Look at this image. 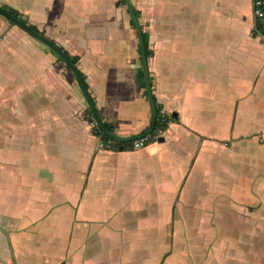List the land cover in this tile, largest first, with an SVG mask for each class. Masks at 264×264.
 <instances>
[{"label": "crops", "instance_id": "crops-1", "mask_svg": "<svg viewBox=\"0 0 264 264\" xmlns=\"http://www.w3.org/2000/svg\"><path fill=\"white\" fill-rule=\"evenodd\" d=\"M131 2L156 106L168 118L138 148L103 145L61 55L0 13V264H264V222L253 217L230 242L214 232L222 199H191L185 189L209 149L239 178L264 168V124H246L264 123V17L254 0ZM0 4L77 57L112 131L149 127L126 0ZM263 203L236 206L257 215Z\"/></svg>", "mask_w": 264, "mask_h": 264}, {"label": "rangeland", "instance_id": "rangeland-1", "mask_svg": "<svg viewBox=\"0 0 264 264\" xmlns=\"http://www.w3.org/2000/svg\"><path fill=\"white\" fill-rule=\"evenodd\" d=\"M31 38H33L37 42H41V44L46 47L49 46L38 38H35L33 36H31ZM50 50L52 51L53 49ZM89 114L91 115L90 111ZM246 124L249 127H255L263 126L264 123L254 121V123L249 124V122H246ZM247 140L252 141L254 140V138H249ZM257 150L264 151V143ZM211 151L212 150L209 149L206 152V158L204 160L203 165L199 164L196 161L192 166L189 176L186 179L185 177L183 178L185 179V189L188 190L189 194L191 195V199L198 198L204 201H214V199H222L220 202H216L214 204L216 210V212L214 213V232H219L220 235L224 234L225 236L223 235V237H226L228 241L234 243L237 237L236 232L238 228L250 223L253 217H258L257 219L260 220L259 222H264V220H261V218H264V210H262L264 209V203L263 206L258 208V210L256 211L257 215H254L255 212L251 214L249 210L243 212V210L239 209L240 207L236 206L237 204L239 205V203L241 202L251 204L252 202L258 199L264 200V186H261V183L264 181V168L263 170H251L250 176L239 178V172H237L235 168L234 170L236 171H232L229 169L227 171L223 170V168L219 166L218 162V158L221 154H212ZM177 155L181 156V154L179 153ZM210 173H213L212 175H214L216 178H219L222 183L220 185H218L217 181L212 183V180H210ZM246 178H248V180ZM182 181L183 180H181L180 182ZM258 182H260V184ZM253 184L255 186L254 188L256 190V194L251 193V187ZM148 187L149 189H154V187H151L150 185ZM187 198L189 199V197ZM233 200L235 201L233 202ZM236 201H239V203H236ZM222 203L224 207L220 210ZM210 206L212 205L210 204ZM259 213H261V216L259 215ZM245 238L248 239V236H245ZM261 240L262 242L264 241V234L261 235L259 241Z\"/></svg>", "mask_w": 264, "mask_h": 264}, {"label": "water", "instance_id": "water-1", "mask_svg": "<svg viewBox=\"0 0 264 264\" xmlns=\"http://www.w3.org/2000/svg\"><path fill=\"white\" fill-rule=\"evenodd\" d=\"M126 2L128 4L129 10L131 12L133 21H134V23L136 25V30H137V34H138V38H139V42H140V50H141L143 68H144L146 90H147V93H148V96H149L151 109H152V114H151L149 127L146 130H144V131H141V132H138V133H132V134H129V135L118 134V133L110 130L105 125L104 120L102 119L101 114L99 112V109L97 107V104H96L92 94L90 93L88 87L86 86V83L83 80L81 74L79 73V70H78L77 66L70 59V57L59 47V45L57 43L53 42L46 35L42 34L41 32H39V31H37V30H35L33 28H31L26 22L22 21L20 18H18L15 15H13L10 11L5 9L0 4V13L4 14L8 19L13 21L15 24L19 25L20 27H22L23 29L28 31L31 35L37 37L38 39H40L41 41H43L44 43L49 45L51 48H53L55 51H57L62 56V58L64 59L66 64L71 68V70L75 74V77H76V79H77V81H78V83H79V85L81 87V90H82L84 96L86 97L88 104L90 105V107L93 110L94 118L98 121L99 127L102 129V131L105 134L111 136L112 138H114L117 141L133 140L135 138H139L141 136H144V135L152 132L153 129H154V124H155V120H156V116H157V106H156V101H155V98H154V95H153V91H152V86H151L150 71H149L147 54H146V50H145V41H144L143 29H142V26L140 24L139 18L137 16V13H136V11H135V9L133 7V4H132L131 0H126Z\"/></svg>", "mask_w": 264, "mask_h": 264}, {"label": "trees", "instance_id": "trees-1", "mask_svg": "<svg viewBox=\"0 0 264 264\" xmlns=\"http://www.w3.org/2000/svg\"><path fill=\"white\" fill-rule=\"evenodd\" d=\"M3 7L5 8V9H7L8 11H10L13 15H15L16 17H18V18H20L22 21H24V22H26L27 23V21L23 18V17H21L20 15H19V12L18 11H16L14 8H12V7H10V6H7V5H3ZM31 28H33V29H35V30H37V31H39V32H41L42 34H44V32H42V31H40V30H38V28L37 27H35L34 25H32V24H28ZM260 25V24H259ZM52 40V39H51ZM53 42H55L56 43V41H54V40H52ZM59 47L70 57V59L74 62V64L76 65V61H77V57L75 56V55H71L70 53H69V51L67 50V49H65L63 46H61V45H59ZM145 50H146V54L148 55L149 54V48H148V45L147 44H145ZM62 60H64L63 58H62V56L60 57ZM78 68V67H77ZM78 70H79V73L81 74V76H82V78H83V80L85 81V83H86V86L88 87V84H87V82H86V80H85V77H84V75H83V73L81 72V70L78 68ZM89 111H90V113H92L93 114V110H92V108L89 106ZM163 115H161L160 114V109L157 107V116H156V120H155V124H154V130H157V129H159V128H165L166 126H167V117H162ZM104 123H105V125L110 129V130H113L112 129V127H111V125L108 123V122H106V121H104ZM96 132L101 136V138L103 139V141H105L106 140V138H107V135L102 131V129L100 128V127H97L96 129ZM151 135H153V132H151L150 134H148V140L150 139V136ZM132 142L130 141V142H127L125 145H123L121 142H118V143H115V146L116 147H121L122 146V148H125V147H128V146H130V144H131ZM127 145V146H126Z\"/></svg>", "mask_w": 264, "mask_h": 264}, {"label": "built area", "instance_id": "built-area-1", "mask_svg": "<svg viewBox=\"0 0 264 264\" xmlns=\"http://www.w3.org/2000/svg\"><path fill=\"white\" fill-rule=\"evenodd\" d=\"M253 9H254V13L256 16L263 18L264 17V0H254ZM91 125L95 128L99 127L98 121L95 118L91 120ZM147 141H148V134L131 140L132 142L131 145L133 148H138V147L144 146L147 143ZM117 142H118L117 140L107 135L106 140L103 141L102 144L108 147H112Z\"/></svg>", "mask_w": 264, "mask_h": 264}]
</instances>
